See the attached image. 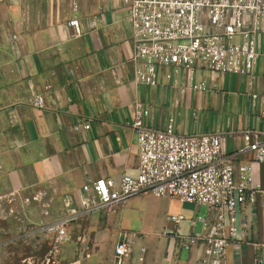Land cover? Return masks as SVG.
Wrapping results in <instances>:
<instances>
[{
	"label": "crops",
	"instance_id": "crops-1",
	"mask_svg": "<svg viewBox=\"0 0 264 264\" xmlns=\"http://www.w3.org/2000/svg\"><path fill=\"white\" fill-rule=\"evenodd\" d=\"M73 17L79 36L68 23ZM257 46L252 85L238 73L174 66L159 67L157 84L148 85L135 77L133 28L122 0H0V182L27 195L26 203L15 199L30 211L37 201L27 203L29 196L46 193L48 223L76 216L68 241L48 232L43 262L117 264L115 246L127 235L133 250L123 264H198L203 246L188 249L181 235L204 230L205 205L147 193L114 212H81L79 195L97 178L118 184L124 173L138 172L131 126L138 101L155 128L172 119L178 134L219 133L223 153L251 164L254 185L264 190V161L241 152L243 131L264 130V32ZM201 82L204 89L194 88ZM35 94L44 96V107L31 104ZM81 122L89 127L77 128ZM177 213L185 219L168 220ZM237 225L241 238L228 247L227 264H264L262 196L239 209Z\"/></svg>",
	"mask_w": 264,
	"mask_h": 264
},
{
	"label": "built area",
	"instance_id": "built-area-1",
	"mask_svg": "<svg viewBox=\"0 0 264 264\" xmlns=\"http://www.w3.org/2000/svg\"><path fill=\"white\" fill-rule=\"evenodd\" d=\"M128 7L133 28L137 81L158 82V68L200 67L217 73H238L255 79L254 66L260 54L258 36L264 32V0H122ZM78 3H73L74 11ZM74 34H82L77 17L69 20ZM96 22L93 21V26ZM203 82L194 85L204 89ZM257 95H253L255 98ZM44 107L42 94L30 98ZM150 109L136 102L131 124L138 141V172L124 173L118 184L97 178L85 183L79 195L81 212L104 209L114 212L131 197L151 193L186 203L202 204L208 215L202 218L204 230L181 235L183 246L202 245L204 255L198 264H227L228 247L241 238L237 214L243 205L255 204L264 190L254 185L251 164L237 163L222 151L219 133L178 134L174 121L166 128H155L147 119ZM77 128H87L81 122ZM243 151L264 161V130L243 131ZM76 216L64 217L43 228L56 235V241L69 239L68 223ZM182 213L168 216L179 223ZM132 242L123 236L115 246L117 264L132 252Z\"/></svg>",
	"mask_w": 264,
	"mask_h": 264
},
{
	"label": "rangeland",
	"instance_id": "rangeland-1",
	"mask_svg": "<svg viewBox=\"0 0 264 264\" xmlns=\"http://www.w3.org/2000/svg\"><path fill=\"white\" fill-rule=\"evenodd\" d=\"M5 180L0 182V264H46L48 232L42 230L48 224L44 219L46 193L29 196L27 203L37 201L30 211L28 204L15 199L19 197L26 203L27 195L10 191Z\"/></svg>",
	"mask_w": 264,
	"mask_h": 264
}]
</instances>
